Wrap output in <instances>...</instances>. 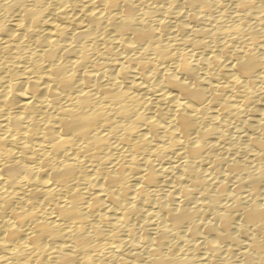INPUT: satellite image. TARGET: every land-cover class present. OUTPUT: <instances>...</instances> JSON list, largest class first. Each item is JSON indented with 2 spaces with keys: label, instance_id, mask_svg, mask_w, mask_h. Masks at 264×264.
<instances>
[{
  "label": "bare ground",
  "instance_id": "bare-ground-1",
  "mask_svg": "<svg viewBox=\"0 0 264 264\" xmlns=\"http://www.w3.org/2000/svg\"><path fill=\"white\" fill-rule=\"evenodd\" d=\"M0 264H264V0H0Z\"/></svg>",
  "mask_w": 264,
  "mask_h": 264
}]
</instances>
